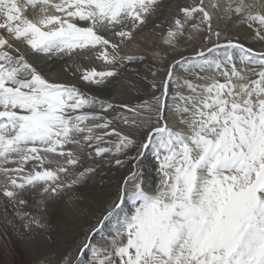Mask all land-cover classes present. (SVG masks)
Returning a JSON list of instances; mask_svg holds the SVG:
<instances>
[{
    "label": "snow or ice",
    "instance_id": "6c2138e0",
    "mask_svg": "<svg viewBox=\"0 0 264 264\" xmlns=\"http://www.w3.org/2000/svg\"><path fill=\"white\" fill-rule=\"evenodd\" d=\"M17 252L264 264V0H0V256Z\"/></svg>",
    "mask_w": 264,
    "mask_h": 264
},
{
    "label": "rangeland",
    "instance_id": "374dc122",
    "mask_svg": "<svg viewBox=\"0 0 264 264\" xmlns=\"http://www.w3.org/2000/svg\"><path fill=\"white\" fill-rule=\"evenodd\" d=\"M147 156V160L145 161V167L144 169L148 170V171H154V169L151 167L152 161H153V157L151 152L149 151L148 153H146ZM131 205L128 206V209H125L126 211H128L129 209H131ZM18 257V258H17ZM27 257L23 256L22 253L17 252L15 254L14 259H8L5 256H0V264H3L4 260H12L13 264H23V261L26 260Z\"/></svg>",
    "mask_w": 264,
    "mask_h": 264
},
{
    "label": "bare ground",
    "instance_id": "6f19581e",
    "mask_svg": "<svg viewBox=\"0 0 264 264\" xmlns=\"http://www.w3.org/2000/svg\"><path fill=\"white\" fill-rule=\"evenodd\" d=\"M144 171L146 172V173H152L153 171H148V170H146V169H144ZM126 211V210H125ZM16 254V253H15ZM15 254L14 255H8V256H5V257H7L8 259H14V257H15ZM18 258V257H17Z\"/></svg>",
    "mask_w": 264,
    "mask_h": 264
}]
</instances>
